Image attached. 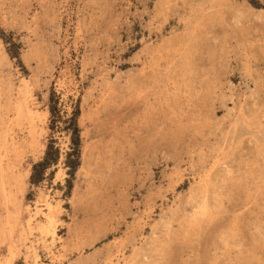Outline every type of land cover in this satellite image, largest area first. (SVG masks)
Here are the masks:
<instances>
[{"label":"rangeland","instance_id":"1","mask_svg":"<svg viewBox=\"0 0 264 264\" xmlns=\"http://www.w3.org/2000/svg\"><path fill=\"white\" fill-rule=\"evenodd\" d=\"M0 155L32 264H264V0H0Z\"/></svg>","mask_w":264,"mask_h":264},{"label":"bare ground","instance_id":"2","mask_svg":"<svg viewBox=\"0 0 264 264\" xmlns=\"http://www.w3.org/2000/svg\"><path fill=\"white\" fill-rule=\"evenodd\" d=\"M1 167L0 163V208L2 210L0 216V253L5 251L8 256L0 259V264H18L20 261L24 264H32L29 259L36 257V253H39L37 249H46L48 239L54 240L58 218L55 217L57 215L53 214L51 203H49L44 220H38V222L34 223V217L38 212L35 210L33 214L27 216L26 220L22 222L18 209L15 206H10L11 209L9 207L11 202L10 194L12 193L7 190V179L2 174ZM10 189L12 188L10 187Z\"/></svg>","mask_w":264,"mask_h":264},{"label":"trees","instance_id":"3","mask_svg":"<svg viewBox=\"0 0 264 264\" xmlns=\"http://www.w3.org/2000/svg\"><path fill=\"white\" fill-rule=\"evenodd\" d=\"M66 129L70 130L71 134V142L73 146V150L78 147L79 143V137H78V128L76 125L75 117L74 114H72L69 118L66 120ZM51 144L47 145L46 152H45V157L42 161L37 162L36 164L33 165L32 167V175L31 177L34 178L36 175H38L42 170L44 169L45 165L49 162L48 156L51 154ZM54 152V151H52ZM48 155V156H47Z\"/></svg>","mask_w":264,"mask_h":264}]
</instances>
